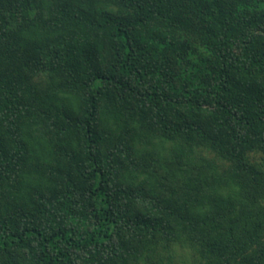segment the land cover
I'll return each instance as SVG.
<instances>
[{"label":"trees","instance_id":"16d2710c","mask_svg":"<svg viewBox=\"0 0 264 264\" xmlns=\"http://www.w3.org/2000/svg\"><path fill=\"white\" fill-rule=\"evenodd\" d=\"M264 264V0H0V264Z\"/></svg>","mask_w":264,"mask_h":264},{"label":"rangeland","instance_id":"374dc122","mask_svg":"<svg viewBox=\"0 0 264 264\" xmlns=\"http://www.w3.org/2000/svg\"><path fill=\"white\" fill-rule=\"evenodd\" d=\"M187 248L177 247L175 251V261L177 264H193L197 263L196 258H192Z\"/></svg>","mask_w":264,"mask_h":264}]
</instances>
